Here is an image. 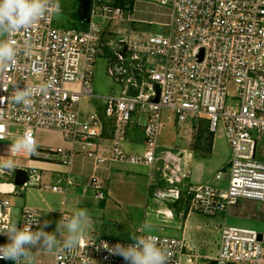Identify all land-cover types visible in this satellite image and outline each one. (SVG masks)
<instances>
[{
	"label": "built area",
	"instance_id": "built-area-1",
	"mask_svg": "<svg viewBox=\"0 0 264 264\" xmlns=\"http://www.w3.org/2000/svg\"><path fill=\"white\" fill-rule=\"evenodd\" d=\"M142 1L168 8L167 34L126 32L122 25L134 20L132 4L92 0L85 29L57 27L54 16L47 14L32 27L7 37L15 41L17 56L0 68V136L4 137L0 153L7 154L14 143L6 141L8 137L19 139L27 133L36 140L38 130H57L69 146H56L50 151L68 166L77 155L88 158L93 165L88 185L99 200L107 196L96 172L104 163L154 168L162 161L163 177L172 186L156 194L169 204L185 200L189 209L213 215L226 213L239 199L264 202V160L256 157L264 136V0ZM114 34L119 38L115 39ZM108 45L116 47L115 61L108 65V73L120 81L129 72L132 76L125 78L120 95L102 97L105 109L101 116L97 109L83 110L81 102L97 96L92 89L94 63ZM152 55L162 56L163 62L149 66ZM126 56L133 62L131 71L125 66ZM230 81L236 84L235 107L225 103ZM72 82H77L78 88L65 86ZM18 88L31 91L27 105L13 102ZM164 108L171 109L178 122L206 115L209 132L221 121L231 157L214 177L217 182L226 181L225 186L186 183L188 174L178 165L183 155L171 150L158 154ZM136 111L139 118L143 116L145 144L141 153L127 152L122 147L129 119ZM103 116L114 121L108 141L103 139ZM12 126H19L21 133L11 131ZM15 169L11 172L15 173ZM23 176L18 184L21 190L39 182L34 169H23ZM51 189L66 192L59 184L51 185ZM10 192L17 189L0 184V230L12 224L27 227L34 216L42 227V211L37 206L24 207L21 220H12L11 201L5 196ZM63 216L70 217L65 213ZM39 226L34 223L31 227L38 231ZM259 233L252 228L223 225L214 264H264V233L260 238ZM136 235L156 237L158 247L167 251V264H181L183 238L140 231ZM0 237L4 239L0 245L8 242L5 235ZM131 242L91 232L72 252L55 249L53 264H124L103 244L111 247Z\"/></svg>",
	"mask_w": 264,
	"mask_h": 264
},
{
	"label": "rangeland",
	"instance_id": "rangeland-1",
	"mask_svg": "<svg viewBox=\"0 0 264 264\" xmlns=\"http://www.w3.org/2000/svg\"><path fill=\"white\" fill-rule=\"evenodd\" d=\"M115 2L116 0H107ZM128 1H123V4ZM61 7V15L54 16V24L60 28H76L78 30L87 28L88 23L80 19L78 16L79 1L78 0H59ZM160 6L151 2L150 4H138L137 7L142 9L140 16L147 20L156 18L155 13L157 7ZM164 7V6H163ZM166 8V7H165ZM96 21L100 19L94 18ZM127 31L133 29L135 34L141 32L155 33L161 32L167 34L168 27L156 25L154 23H140V22H126L122 25ZM138 30H141L138 31ZM114 38L118 39L119 35L114 34ZM116 47L112 45L105 46L101 54L96 58L93 68L92 89L97 95L92 98H83L81 108L83 110H93L104 113L105 105L102 97L108 95H120L125 85V78L132 76L129 72L124 76V81L116 80V78L108 73V65H113L115 61ZM149 66L163 62V57L159 55L149 56ZM126 68L131 71L133 62L128 56L125 58ZM65 86L69 89L78 88L77 82L66 83ZM236 84L230 81L227 85L226 105L235 107L238 104L236 98ZM162 126L158 139L157 152L160 154L164 150H171L180 152L183 155L182 160L178 163L180 169L184 173H189L190 164L195 159L193 155L191 158L187 154L194 153L198 150L206 151L204 166L206 167L205 177L209 182L225 186L226 181L217 182L214 175L221 166H227L228 160L231 157V149L226 138L223 126L219 120L217 128L209 133L208 119L206 115L198 118L189 116L187 120L178 122L176 114L168 108L162 111ZM138 122V112H133L127 128L136 125ZM112 120L106 121V129L109 131L112 126ZM11 131L21 133L22 129L19 126H12ZM37 135V134H36ZM42 140L37 142L36 154L31 156L27 153L11 156L0 153V160L12 159L15 161V168L29 169L30 160L37 159V156L42 152H47L50 158H57L59 155L50 151V143L53 142L52 136L41 133ZM211 135L213 143V153L208 151L210 145ZM202 140H201V139ZM18 138L8 137L6 141L15 142ZM208 139V141H206ZM210 141V142H209ZM126 141L122 142V147L126 150ZM54 148V147H52ZM7 155V156H6ZM258 159L264 160V136L257 146ZM125 174H133L137 177L134 184L128 178L122 180L111 179L108 183L109 190L112 192L118 204L109 206L104 214L100 217L94 215L92 209H88L92 219L94 229L100 232V236L116 238L119 240H130L129 236L137 234L138 229L145 223L152 226V231L148 234H159L167 236H176L184 238L190 250L182 253L180 256L181 264H207L205 261H212L211 258H202L204 254L214 255L219 245V238L221 228L223 225H234L240 227H247L255 229L257 232L264 233V202L239 199L236 205L231 206L225 213H215L213 215H204L197 210L189 209L185 200H179L177 205L173 207L168 202L162 200L157 196V190H167L170 185L163 177V163L158 161L154 168L139 164H123ZM218 169V170H216ZM14 172H7L0 174V182L14 183V177H18ZM151 175V179L149 178ZM190 175V173H189ZM22 179V178H21ZM131 180V181H133ZM184 182L188 183L190 180L186 178ZM191 183V182H190ZM207 183V182H206ZM194 184V183H192ZM203 184V183H201ZM182 185V184H181ZM177 186V185H174ZM107 187V189H108ZM107 198V197H106ZM99 204L97 207H100ZM159 207H168L172 211V215L160 213L157 210ZM92 211V212H91ZM108 230V234H103L101 230ZM88 232V231H87ZM86 232V233H87ZM85 233V234H86ZM4 239L0 237V241ZM184 252V250H183ZM194 257L197 260L194 261ZM190 258V259H189ZM30 264H33L32 259Z\"/></svg>",
	"mask_w": 264,
	"mask_h": 264
},
{
	"label": "crops",
	"instance_id": "crops-1",
	"mask_svg": "<svg viewBox=\"0 0 264 264\" xmlns=\"http://www.w3.org/2000/svg\"><path fill=\"white\" fill-rule=\"evenodd\" d=\"M150 4V2L142 1V0H133L132 8H133V18L134 22L140 23H154L156 25L166 26L165 24L169 23L170 21V12L168 8L163 6H158L157 11L155 13V17L153 19L147 20L140 16L142 14V9L137 7L138 4ZM124 31L135 34L133 29L127 31L124 28ZM141 32V30H138ZM142 33V32H141ZM156 33V32H155ZM96 109V108H95ZM85 111H92V110H85ZM101 116L104 114L99 111ZM105 127L103 131V139L109 140L112 137L113 131V124L114 121L111 118H106L103 116ZM108 119L112 120V126L109 131L106 129V121ZM140 121L137 122L136 125L130 126V128H126V151L127 152H138L141 153L144 150V135L142 129V120L143 116L140 118ZM128 126V125H127ZM41 133H46L53 138V142L50 143V149L56 146H69V143H66L61 135V133L57 130H38L36 135V140L38 143L42 140ZM202 140V139H201ZM198 146H196L195 150H198L194 153L187 154L189 159L194 156V160L190 164V175L188 173V179L190 180V184L197 185L200 183H208L211 179L210 177L208 180L205 177L206 174V167L204 166L205 160V153L204 150H199ZM213 143L212 139L210 145L208 146V151H212L213 153ZM56 155V154H55ZM230 160V159H229ZM228 160V162H229ZM227 162V163H228ZM123 164L128 163H121V162H106L102 166L97 169V174L102 178L106 191H107V198L105 199H97L95 198V191L92 187L88 185V179L91 173L93 172V165L92 162L83 155H77L74 159V162L71 166L63 164L60 159L57 158H50L47 152H42L37 156V159L30 160V168L36 171V175L39 178V182L35 183V185L25 187L24 189H20L18 183L15 181L14 183L8 182H0L5 183L7 186H13L17 189V192H10L9 194H5V196L10 198L11 201V218L13 221L19 222L21 220V215L24 207L26 206H37L42 211V227L44 226L45 222L48 223L47 227H44V231L46 232H54L56 229L57 222L61 219L62 215L68 214L70 217L73 215L74 211L79 208H86L92 209L94 211V215L100 217L102 214L106 212L109 206L116 205L115 202L118 204L116 198H114L112 192L109 190L108 183L111 179H130V182L134 184L133 179H137V177L133 174H125L124 173V166ZM225 167V166H224ZM223 168L220 165L218 169ZM216 169V170H218ZM151 179V175L149 177ZM133 180V181H131ZM59 184L66 188L65 193H58L54 192L51 189V185ZM6 187V186H3ZM108 187V189H107ZM162 191V190H157ZM165 201V200H164ZM166 202V201H165ZM101 204L100 207H97ZM236 205V204H235ZM50 209H55L53 211H49ZM49 211V212H48ZM91 211V212H92ZM158 212L172 215V211L168 207H159L157 208ZM93 223V219H92ZM91 232H95L100 235V232L94 229L92 225L91 229L88 230L86 234H90ZM103 234H108L109 231L103 229L101 230ZM184 239V238H183ZM185 241V249L183 253H186L190 250L191 247ZM218 250V248H217ZM209 255L204 254L202 258H211L212 261H205L207 264H214V257L217 255ZM186 251V252H185ZM31 259L33 264H53V252H47L41 249H32L31 250ZM190 259V258H189ZM197 260V257H194V261Z\"/></svg>",
	"mask_w": 264,
	"mask_h": 264
},
{
	"label": "clouds",
	"instance_id": "clouds-1",
	"mask_svg": "<svg viewBox=\"0 0 264 264\" xmlns=\"http://www.w3.org/2000/svg\"><path fill=\"white\" fill-rule=\"evenodd\" d=\"M61 11L59 0H0V68L9 65L17 56L15 41L7 37L32 27L47 14L59 17ZM30 97V90L18 88L13 102L27 105ZM3 139L0 136V140ZM37 147L36 140L25 133L10 145L7 155L15 156L25 152L35 155ZM15 167L12 159L0 160V174L14 171ZM34 223L39 226L38 217H31L27 227L18 228L17 224H12L0 230V234L8 238L6 244L0 245V259L13 261L14 264H30L31 250L34 248L47 252L62 248L72 252L81 245L85 233L91 229L92 217L88 209L79 208L71 217L62 215L54 232L44 231L47 222L43 227L39 226L38 231H33L31 226ZM138 231L150 233L152 226L145 222ZM129 238L132 242L127 245L117 243L110 247L104 243L103 247L110 255L121 257L124 264H167V251L158 247L156 237L132 234Z\"/></svg>",
	"mask_w": 264,
	"mask_h": 264
},
{
	"label": "water",
	"instance_id": "water-1",
	"mask_svg": "<svg viewBox=\"0 0 264 264\" xmlns=\"http://www.w3.org/2000/svg\"><path fill=\"white\" fill-rule=\"evenodd\" d=\"M79 1V8H78V16L80 19L84 20L85 22L89 21V8L90 3L92 0H78ZM123 52V50L121 51ZM202 52V51H201ZM200 58L202 57V53H200ZM15 175H18V177H15V181L19 184L24 180L23 176V169L16 168L15 169ZM22 178V179H21ZM168 201V198H165ZM170 204L175 207L177 205V202L175 200H172ZM258 237H261V233H259Z\"/></svg>",
	"mask_w": 264,
	"mask_h": 264
},
{
	"label": "trees",
	"instance_id": "trees-1",
	"mask_svg": "<svg viewBox=\"0 0 264 264\" xmlns=\"http://www.w3.org/2000/svg\"><path fill=\"white\" fill-rule=\"evenodd\" d=\"M123 1H124V3H125V1H128L129 4H132V2H133V0H116L114 3H122L123 4ZM209 133H211V132H209ZM209 138H210L209 140L211 141V135H209ZM206 141H208V139ZM0 264H12V263L11 262H7V261L6 262L5 261H0Z\"/></svg>",
	"mask_w": 264,
	"mask_h": 264
}]
</instances>
